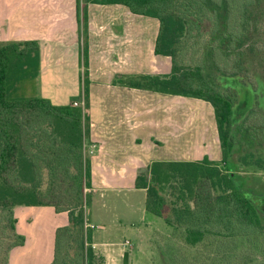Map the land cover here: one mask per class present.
I'll return each mask as SVG.
<instances>
[{"label":"trees","instance_id":"16d2710c","mask_svg":"<svg viewBox=\"0 0 264 264\" xmlns=\"http://www.w3.org/2000/svg\"><path fill=\"white\" fill-rule=\"evenodd\" d=\"M85 1L123 4L133 13L160 22L155 53L172 57V72L130 77L127 85L204 99L214 107L222 159L152 162L136 179V188L146 191V211L173 228L174 244L182 240L185 248L200 246L203 257L213 264H239L247 256L264 264V200L257 202L244 184H238L232 162L240 146L239 124L250 105L239 120L234 94L240 99V93L222 83L235 76H240L241 84L247 83L238 68L231 72L229 68L241 64L251 37L244 29L260 15L263 0ZM254 4L255 11L249 8ZM189 37L202 39L203 54L228 56L234 64L228 67L211 57L204 64L198 59L201 54L194 65L183 63L181 52ZM83 54L87 56L81 78L85 107L55 105L41 95L17 93L18 84L26 89L40 75L39 42L0 44V230L2 234L6 230L8 241L0 249V263L2 259L8 264L10 249L25 242L16 232L14 209L26 205L53 206L57 212L69 214V223L56 230L51 264H105V258L95 252L94 226L86 215L93 187L91 160L85 149L90 135L85 112L90 83L87 46ZM244 156L246 161L254 160L251 153ZM181 247L175 245V256Z\"/></svg>","mask_w":264,"mask_h":264},{"label":"crops","instance_id":"0c3cea01","mask_svg":"<svg viewBox=\"0 0 264 264\" xmlns=\"http://www.w3.org/2000/svg\"><path fill=\"white\" fill-rule=\"evenodd\" d=\"M3 2V5L0 4V42H39L42 91L43 85L52 82L51 77L57 75V62L61 59L65 62L70 54L78 57L87 46L90 83L85 112L89 117L90 135L85 141V149L91 160L92 195L110 188L118 191L142 190L146 198V191L136 188V179L152 162L222 159L215 111L210 102L135 88L125 83L130 77L169 75L172 72V57L155 53L160 29L157 18L159 27L150 46L154 54H150L145 61L141 54L133 57L128 52L125 40L130 43L133 38H151L147 32L133 29L138 25H148L147 20H125L119 26L112 17L99 21L92 14L89 17L87 14L84 15L87 19L83 21L82 37L78 32L79 13L76 9L65 11L64 6L53 5L49 19L40 21L39 16L33 15L38 10L37 4H29L25 10L30 11L27 18L34 21L31 27L24 31H10L7 28L12 20L10 10L20 11L22 5L8 6L6 0ZM87 5L91 9L93 5L119 7L123 4L90 1ZM123 6L127 7L129 14H136L128 6ZM40 25L42 27L39 28ZM74 64L78 75L77 58ZM83 69L82 65L80 71ZM54 84L56 87L52 94L43 92L41 96L55 105H71L79 101L85 107L78 84L67 88V84L58 81ZM60 213H63V218H58ZM14 216L16 232L25 237V242L10 249L6 258L8 264H51L55 254L56 230L69 223L68 212H57L53 206L18 205ZM93 246L98 248L95 236ZM103 256L105 264H117L110 254Z\"/></svg>","mask_w":264,"mask_h":264},{"label":"rangeland","instance_id":"374dc122","mask_svg":"<svg viewBox=\"0 0 264 264\" xmlns=\"http://www.w3.org/2000/svg\"><path fill=\"white\" fill-rule=\"evenodd\" d=\"M3 3V0H0V4L3 5ZM5 4L8 6L12 4H16V6L22 5V10L20 9V11L10 10L12 20L10 26L7 27L10 31H24L31 27V23L34 21L28 19L30 11L25 10L29 4H37L38 10L33 12V15L39 16L40 21L49 19L48 14L53 5L64 6L65 11L76 9L77 13H79L78 26H80V30L78 32H80L82 37L83 21L87 19L84 15L87 14L88 17L92 14L94 19L99 21H106L112 17L117 20L119 26L125 20L133 19L136 22L143 19L147 20L149 21L148 25H138L133 29L136 32H147L151 38L145 37L143 40L133 38L130 43H128L127 39L125 41L130 50L128 52L133 54V57L141 54L146 61L150 54H154L150 46L154 42V35L159 27L158 20L145 15L129 14L127 7L123 5H119V7L117 5H93L90 9L85 0H6ZM255 5L249 8L255 11ZM258 14L260 15H255L254 22L249 23L244 29L245 34H249L251 37L248 39L247 49L241 54V64L229 68V72L238 68L244 77V82H247L246 85L241 84L240 76H235V78L228 77L222 83L240 93V99H237L239 97L238 94H234L238 105L237 116L239 120L242 118L243 110L250 105L247 112L248 115L246 113L239 124L241 127L238 131L237 139L240 141V146L234 152L232 162L238 174V184H244L245 190L254 196L258 200L257 202H261L264 200V0L262 9H260ZM207 26H209V23H207ZM40 27L42 26L40 25ZM6 42H0V44ZM203 52L202 39L199 41L195 37H189L185 39L183 44L181 53L184 54V58L182 62L194 65L198 62V54H201L198 59L204 64L207 63L206 57L216 58L218 63L226 62L228 67L234 64L228 56L224 58L222 55H208L203 54ZM76 58L79 64L77 65L79 67L78 75L74 64ZM86 60L87 56L85 57L82 51L81 54H78V57L75 54L73 56L71 54L67 55L65 62L63 59L57 62V75L51 77L53 79L52 82H46L43 85V91L39 76L34 81L28 82L26 89H23L18 84L19 90L17 93L24 92L26 96L42 95L43 92L52 94L53 89L56 87L54 82L57 81L64 85L67 84L66 88L78 84L82 91L83 83L81 78L84 72L80 71V67L84 66V61ZM136 65H140V63L136 62ZM229 72L227 74L230 75ZM256 95L258 97L257 102L255 100ZM250 153L254 155V160L250 161V158L247 161L244 160V155ZM257 159H260V164L258 162L254 163ZM37 167L40 168L41 165L38 164ZM145 199V192L142 190L128 191L124 189L118 191L110 188L88 196L86 215L89 224L94 226L93 237L95 236V240L98 243V248L95 249L98 256L110 254L117 264H124L123 254L128 251L129 264H175V261L178 264H213L210 260L203 257L204 253L200 246L185 248L182 240H176L177 244H174L175 240L172 237L173 228L162 217L146 211ZM48 208L52 209V207ZM1 212L0 210V218ZM62 214L60 213L58 218H63L62 216L64 215ZM1 225L2 221L0 220V229ZM5 232L6 230L2 234L0 230V249H4L8 244ZM175 245L182 246V251L176 256ZM251 258L249 256L241 258L239 264H258ZM1 264H3L2 259Z\"/></svg>","mask_w":264,"mask_h":264},{"label":"water","instance_id":"95a60500","mask_svg":"<svg viewBox=\"0 0 264 264\" xmlns=\"http://www.w3.org/2000/svg\"><path fill=\"white\" fill-rule=\"evenodd\" d=\"M123 263L129 264V252L128 251H125L123 254Z\"/></svg>","mask_w":264,"mask_h":264},{"label":"built area","instance_id":"2783aa9c","mask_svg":"<svg viewBox=\"0 0 264 264\" xmlns=\"http://www.w3.org/2000/svg\"><path fill=\"white\" fill-rule=\"evenodd\" d=\"M73 104H74L75 106H79V105H81L82 103H80L79 101H75V102H73Z\"/></svg>","mask_w":264,"mask_h":264}]
</instances>
